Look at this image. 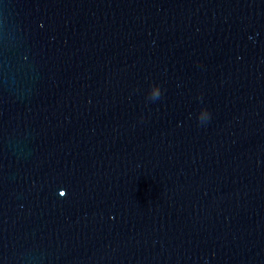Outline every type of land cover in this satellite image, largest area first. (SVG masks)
<instances>
[{
    "label": "water",
    "instance_id": "obj_1",
    "mask_svg": "<svg viewBox=\"0 0 264 264\" xmlns=\"http://www.w3.org/2000/svg\"><path fill=\"white\" fill-rule=\"evenodd\" d=\"M0 264H264V0H0Z\"/></svg>",
    "mask_w": 264,
    "mask_h": 264
},
{
    "label": "clouds",
    "instance_id": "obj_2",
    "mask_svg": "<svg viewBox=\"0 0 264 264\" xmlns=\"http://www.w3.org/2000/svg\"><path fill=\"white\" fill-rule=\"evenodd\" d=\"M152 96L157 97L160 95V89L159 86H154L152 88ZM211 112L207 107H201L199 114H198V121H209L211 119Z\"/></svg>",
    "mask_w": 264,
    "mask_h": 264
},
{
    "label": "snow or ice",
    "instance_id": "obj_3",
    "mask_svg": "<svg viewBox=\"0 0 264 264\" xmlns=\"http://www.w3.org/2000/svg\"><path fill=\"white\" fill-rule=\"evenodd\" d=\"M60 195H64L63 191H62V192H60Z\"/></svg>",
    "mask_w": 264,
    "mask_h": 264
}]
</instances>
